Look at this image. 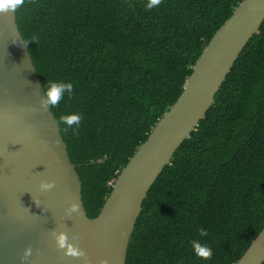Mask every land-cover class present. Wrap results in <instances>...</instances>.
<instances>
[{
	"label": "trees",
	"instance_id": "1",
	"mask_svg": "<svg viewBox=\"0 0 264 264\" xmlns=\"http://www.w3.org/2000/svg\"><path fill=\"white\" fill-rule=\"evenodd\" d=\"M241 0H25L15 21L88 218ZM80 114L79 128L62 117ZM100 162V163H99ZM264 227V21L143 201L125 264H234ZM206 231V236H200ZM212 252L198 257L192 241ZM264 264V263H263Z\"/></svg>",
	"mask_w": 264,
	"mask_h": 264
},
{
	"label": "water",
	"instance_id": "2",
	"mask_svg": "<svg viewBox=\"0 0 264 264\" xmlns=\"http://www.w3.org/2000/svg\"><path fill=\"white\" fill-rule=\"evenodd\" d=\"M264 21V0H241L191 67L182 92L87 217L15 10L0 13V264H125L147 193L214 102ZM100 163V162H99ZM264 263V227L234 264Z\"/></svg>",
	"mask_w": 264,
	"mask_h": 264
},
{
	"label": "clouds",
	"instance_id": "3",
	"mask_svg": "<svg viewBox=\"0 0 264 264\" xmlns=\"http://www.w3.org/2000/svg\"><path fill=\"white\" fill-rule=\"evenodd\" d=\"M25 0H0V13L6 12L7 10H15L20 8L24 5ZM161 0H149L147 7L151 9L152 7L159 5ZM65 88H68L71 92L72 84L71 83H64L53 85L49 87L47 90V103L53 104L55 103L64 93ZM82 116L80 114H70L68 116L62 117V120L67 123L69 126L72 124L76 125V128H79L80 121ZM206 231H201L200 236H206ZM192 248L196 252L198 257H201L203 260L207 261L210 259L212 252L211 249L204 243L199 240L192 241Z\"/></svg>",
	"mask_w": 264,
	"mask_h": 264
}]
</instances>
